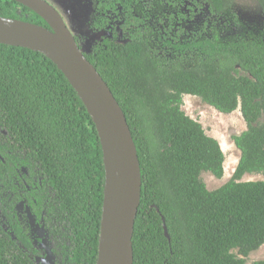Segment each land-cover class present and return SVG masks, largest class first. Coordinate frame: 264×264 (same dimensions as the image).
<instances>
[{"label": "trees", "instance_id": "obj_1", "mask_svg": "<svg viewBox=\"0 0 264 264\" xmlns=\"http://www.w3.org/2000/svg\"><path fill=\"white\" fill-rule=\"evenodd\" d=\"M205 1L217 14L233 6V0ZM256 1L264 14V0ZM132 3L98 0L107 31L88 51L74 35L122 109L136 147L141 189L132 264H246L264 244V41L195 39L173 45L193 56L187 66L172 65L153 54ZM117 7L123 38L107 14ZM0 17L50 29L13 0H0ZM184 95L220 113L238 109L246 126L232 136L239 159L231 177L213 190L200 174L221 178L224 154L184 113ZM0 129L5 163L13 155L36 171L45 188L46 208L57 225L53 234H61L57 264H96L105 179L101 145L76 90L42 53L0 43ZM5 163L0 160L2 170ZM244 174L262 179L241 181ZM9 231L0 225V264H36L25 251L31 248L25 231L13 225L15 239Z\"/></svg>", "mask_w": 264, "mask_h": 264}, {"label": "rangeland", "instance_id": "obj_2", "mask_svg": "<svg viewBox=\"0 0 264 264\" xmlns=\"http://www.w3.org/2000/svg\"><path fill=\"white\" fill-rule=\"evenodd\" d=\"M46 1L61 14L71 33L80 37L84 51L89 50L100 32L107 31V27L103 23L100 24L104 14L97 6L98 0ZM131 6L132 15L139 18L144 24L141 28L147 30L146 35L153 54L172 65L187 66L190 63L193 52L179 50L174 46L184 45L195 39L216 35L222 41L239 38L264 41V14L256 0H233L232 8L220 14L212 12L205 0H133ZM107 14L112 18L115 31L121 36L122 9L117 7L116 12ZM237 74L247 75L242 70H237ZM181 108L186 115L202 125L207 135L218 141L224 154L221 178H215L209 172L200 174L208 190L216 189L229 180L237 164L239 150L235 147L232 136L245 130V123L238 109L228 114L220 113L192 95L182 97ZM4 136L5 132L0 129L1 148H6ZM5 165L4 170L0 168L2 229L9 230L8 223L21 226L27 231L31 230L32 225L41 227V219L43 216L45 218V215L43 193L39 188L37 174L33 169L15 161L13 155L7 157ZM261 179L259 174H244L241 177V181ZM48 217L50 216L47 214L46 218ZM38 228L33 233L36 241L33 242V250L25 251L36 264H52L48 258L52 257L53 263L54 255L59 259L58 238L61 234H53L55 238L51 241L49 235L38 234ZM260 259H264V244L247 256L246 264Z\"/></svg>", "mask_w": 264, "mask_h": 264}, {"label": "water", "instance_id": "obj_3", "mask_svg": "<svg viewBox=\"0 0 264 264\" xmlns=\"http://www.w3.org/2000/svg\"><path fill=\"white\" fill-rule=\"evenodd\" d=\"M13 1L38 14L50 29L0 17V43L37 51L52 60L76 90L99 138L105 179L96 264H132L141 175L124 113L57 9L46 0ZM163 233L169 239L165 226ZM48 260L55 264L52 257Z\"/></svg>", "mask_w": 264, "mask_h": 264}, {"label": "flooded vegetation", "instance_id": "obj_4", "mask_svg": "<svg viewBox=\"0 0 264 264\" xmlns=\"http://www.w3.org/2000/svg\"><path fill=\"white\" fill-rule=\"evenodd\" d=\"M117 35H118L119 38H122V35L123 34L121 36H119V33H118ZM1 159H2V162H5V159L6 158L4 159V158H2V156H0V160ZM27 167H29V166H27ZM29 168H31V167H29ZM31 169H33V168H31ZM35 173H36V171H35ZM37 176L39 178V188L42 190V193H43V213L45 215V218L43 216V219H41V222H42L40 224L41 227L38 228L37 226L32 225L31 226V230L30 231H27V230H24L21 226H18V225H15L14 224L15 227H20L23 231H25L24 232L25 235H27L30 238V241H31V248H30V250H33V242H36L35 239H34V237H33V233L36 231L37 228H38V231H39L38 234L44 233V234L49 235V238L51 239V241L54 239L53 232H52V230L54 228V221H53L52 217L48 214V211H47V208H46V199H45V195H44L45 188L41 185V179H40V177H39L38 174H37ZM47 214L50 217L46 218ZM12 226H13V224H9L8 223V227H9V230H10V231L9 230L8 231H9L11 237L13 239H15V236H13V232H12ZM4 231H6V230H4ZM19 246H21V244H19ZM46 247H48V246L46 245ZM51 252H52V248H51ZM54 262H55V264H57V262H58L57 261V257L55 255H54ZM42 264H44V263H42ZM45 264H47V263H45Z\"/></svg>", "mask_w": 264, "mask_h": 264}, {"label": "bare ground", "instance_id": "obj_5", "mask_svg": "<svg viewBox=\"0 0 264 264\" xmlns=\"http://www.w3.org/2000/svg\"><path fill=\"white\" fill-rule=\"evenodd\" d=\"M239 159V158H238Z\"/></svg>", "mask_w": 264, "mask_h": 264}]
</instances>
